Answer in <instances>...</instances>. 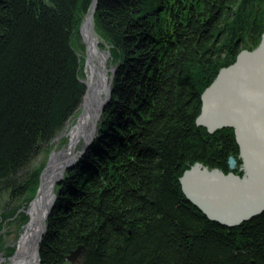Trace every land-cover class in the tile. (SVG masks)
<instances>
[{
  "label": "trees",
  "instance_id": "1",
  "mask_svg": "<svg viewBox=\"0 0 264 264\" xmlns=\"http://www.w3.org/2000/svg\"><path fill=\"white\" fill-rule=\"evenodd\" d=\"M92 1L0 0V203L35 196L37 159L83 102L77 47ZM94 20L112 97L56 187L40 264H67L79 245L81 264H264V213L224 226L180 183L197 163L241 166L234 130L196 120L220 70L259 45L264 0H98Z\"/></svg>",
  "mask_w": 264,
  "mask_h": 264
},
{
  "label": "water",
  "instance_id": "2",
  "mask_svg": "<svg viewBox=\"0 0 264 264\" xmlns=\"http://www.w3.org/2000/svg\"><path fill=\"white\" fill-rule=\"evenodd\" d=\"M97 5L98 0H93L83 24L87 20L95 23ZM115 72L116 67L111 74L107 95L95 113L89 135L83 137L84 146L77 151V158L75 156L71 164L59 169L54 187L61 183L65 172L78 163L97 138L101 116L112 97ZM81 82L87 86L84 80ZM202 103L196 124L205 127L209 133L225 128L234 130L240 147V169L243 174L235 173L239 164L234 156L229 159L230 171L227 174L197 163L180 177L181 187L187 199L208 218L227 227L238 226L264 213V33L255 49L241 51L233 64L220 70L214 82L204 91ZM71 157L74 156L68 158ZM48 167L40 174L35 199L42 192L43 178L48 173ZM56 199L54 194V200L44 221H40L37 235L30 245V252H37L38 264L40 244L47 233V222ZM28 253L29 251L27 255ZM83 253L84 246L79 245L66 257V261L70 264H81Z\"/></svg>",
  "mask_w": 264,
  "mask_h": 264
},
{
  "label": "bare ground",
  "instance_id": "3",
  "mask_svg": "<svg viewBox=\"0 0 264 264\" xmlns=\"http://www.w3.org/2000/svg\"><path fill=\"white\" fill-rule=\"evenodd\" d=\"M79 33L82 35L83 43L86 46L85 72L87 77L84 79L87 84V94L80 111L74 116V122L68 123V128L62 132L61 140L69 137V148L67 146L61 149H55L49 160L47 174L43 180V189L38 197L33 200L28 208L29 222L25 225L18 241L17 250L7 264H38L37 252H30V245L36 237L40 227V221L43 222L54 200V183L56 175L64 165L71 164L75 156L77 158V145L80 140L89 135L91 125L98 112L101 103L107 95L109 82L113 69L109 67L110 54L107 50L100 48V39L95 32L92 20L82 22L79 27ZM59 139V138H58ZM57 139V140H58ZM70 159L68 157L70 156ZM65 161V162H64ZM29 251L28 255L27 252Z\"/></svg>",
  "mask_w": 264,
  "mask_h": 264
},
{
  "label": "rangeland",
  "instance_id": "4",
  "mask_svg": "<svg viewBox=\"0 0 264 264\" xmlns=\"http://www.w3.org/2000/svg\"><path fill=\"white\" fill-rule=\"evenodd\" d=\"M94 27H95V23H94ZM95 32L98 35L100 42H101L100 48L107 50V52L110 53L109 67L111 66V69L115 68V64L113 62V57H112L111 46L104 40L103 37L99 35L96 29H95ZM79 36H80V39L78 41L79 47H77V50H78V54L82 62L81 80H84L87 77L86 72H85V66H84L87 48L85 44L83 43L82 35L80 34ZM86 89H88L87 86H86ZM80 108L75 113V115L80 111ZM74 116L70 119L68 123L74 122V120H72ZM67 125L62 132L67 130L68 128ZM62 132H60L58 135H60ZM58 135L47 146L45 152L42 155H40V157L36 161L37 165L39 164L42 165L41 172L45 168H47V166H49V160H50L51 154L53 153L55 149H61L65 146H67L66 149L69 148V137H64L61 140L60 138L61 136L58 137ZM83 146H84V139L82 138L79 144L77 145V150L81 149V147ZM240 168L241 166L238 167V169L241 171ZM39 182H40V178H39ZM57 185L58 184H56V186L53 188L56 196H57L56 194ZM36 193L33 198H30L24 201L19 200L13 203H9V196H6L5 199L0 203V210L2 211L1 218H0V264L9 263L10 258L15 255L16 250H17L16 242L18 241L21 233L23 232L25 225L30 220V217L27 211H28V208L31 202L35 199ZM67 264H70V263H67Z\"/></svg>",
  "mask_w": 264,
  "mask_h": 264
}]
</instances>
